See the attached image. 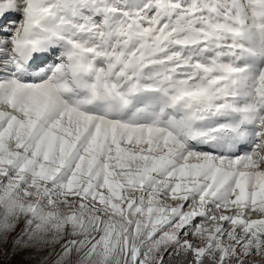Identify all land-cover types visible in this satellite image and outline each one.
Instances as JSON below:
<instances>
[{
    "label": "rangeland",
    "instance_id": "rangeland-1",
    "mask_svg": "<svg viewBox=\"0 0 264 264\" xmlns=\"http://www.w3.org/2000/svg\"><path fill=\"white\" fill-rule=\"evenodd\" d=\"M0 48V256L264 264V0H0Z\"/></svg>",
    "mask_w": 264,
    "mask_h": 264
},
{
    "label": "bare ground",
    "instance_id": "bare-ground-1",
    "mask_svg": "<svg viewBox=\"0 0 264 264\" xmlns=\"http://www.w3.org/2000/svg\"><path fill=\"white\" fill-rule=\"evenodd\" d=\"M24 34L27 36V35L29 34V32L26 31ZM23 43H24L23 46L28 45L27 42H26V40H25ZM18 46L21 48V47H22V43H18ZM31 48H32V47H31ZM31 48H30V49H31ZM35 48H36V47H35ZM35 48H33L32 51H35ZM21 49H22V48H21ZM43 49H44V48H43ZM44 50H45V49H44ZM44 50H43V51H44ZM32 51H31V52H32ZM35 53H36V52H34V55H35ZM43 53H44V52H43ZM32 54H33V53H32ZM38 54H40V52H38ZM47 54H51V57L53 58V60L56 59V57L54 56V54H53L52 52H48V53H46L45 55H47ZM42 55H44V54H42ZM45 55H44V56H45ZM9 58H10V59L14 58V55H12V56L10 55ZM23 59H24V60H29V59L32 60V57H31V58H30V56H29V58H27V57H23ZM46 59H47V58H46ZM55 62H56V60H55ZM63 70L65 71L66 69L63 68ZM66 71H67V70H66ZM50 72L53 73V69H50ZM204 146L207 147V145H202V144H199V145H198L199 148H206V147H204ZM241 148H242V147H241ZM243 148H244V147H243ZM238 150H240V149H238ZM238 152H239V151H238Z\"/></svg>",
    "mask_w": 264,
    "mask_h": 264
},
{
    "label": "trees",
    "instance_id": "trees-1",
    "mask_svg": "<svg viewBox=\"0 0 264 264\" xmlns=\"http://www.w3.org/2000/svg\"><path fill=\"white\" fill-rule=\"evenodd\" d=\"M156 49H158V48H156ZM156 49L151 50L152 51L151 53H152V55L154 57L153 59H158L159 56H160L159 54H157L156 52H154V51H156ZM155 72H157V71H155ZM251 85L249 86V88L251 87ZM0 264H22V263H20L18 261H15L13 259H6L5 257L0 256ZM159 264H163V260H161ZM192 264H193V262H192ZM197 264H201V262L200 263H197Z\"/></svg>",
    "mask_w": 264,
    "mask_h": 264
}]
</instances>
